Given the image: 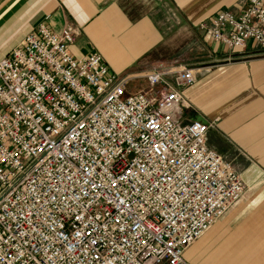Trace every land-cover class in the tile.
<instances>
[{
    "label": "built area",
    "instance_id": "1",
    "mask_svg": "<svg viewBox=\"0 0 264 264\" xmlns=\"http://www.w3.org/2000/svg\"><path fill=\"white\" fill-rule=\"evenodd\" d=\"M207 21L227 52L264 47V0ZM74 43L41 25L0 61V264H186L243 193L210 125L184 120L197 70L158 67L134 91Z\"/></svg>",
    "mask_w": 264,
    "mask_h": 264
},
{
    "label": "crops",
    "instance_id": "2",
    "mask_svg": "<svg viewBox=\"0 0 264 264\" xmlns=\"http://www.w3.org/2000/svg\"><path fill=\"white\" fill-rule=\"evenodd\" d=\"M122 1L0 0V61L41 25L56 34L66 24L82 32L70 47L74 57L96 52L92 43L96 46L103 27L109 26H118L120 31L130 27L132 30L126 33L132 41L130 50L142 52L143 43L160 39L143 28L151 24L150 16L144 14L130 22L120 7ZM163 1L173 10H186L177 23L193 26L196 31L201 21L222 11L230 12L227 9L238 16L246 5L239 6L241 0ZM223 51L228 55L213 60L214 64L194 67L195 83L182 90L187 105L184 120L211 125L208 146L231 163L245 192L195 244L185 249L183 259L186 264H264V47L248 42L242 52ZM98 54L116 72L104 55ZM158 67L170 65L153 68Z\"/></svg>",
    "mask_w": 264,
    "mask_h": 264
},
{
    "label": "rangeland",
    "instance_id": "3",
    "mask_svg": "<svg viewBox=\"0 0 264 264\" xmlns=\"http://www.w3.org/2000/svg\"><path fill=\"white\" fill-rule=\"evenodd\" d=\"M158 1L123 0L120 3L122 11L128 16L130 22L139 20V17L144 14L150 16L149 22L151 24L143 28L150 31L152 37H159L160 40L143 43L145 48L142 52L130 50L132 41L128 40L130 36L126 33L132 29L130 27L126 29V26L121 31L118 26H109L108 29L103 27L102 34L96 38V46L92 43L96 53L99 52L104 55L106 61L115 68L117 74L122 77H136L131 84L134 91L146 88L143 81L137 78L153 70V67L157 65L167 64L170 67H179L187 64L193 66L191 69H194V67L200 68L206 62H213L214 64L213 60L228 55L223 51L221 45L212 42L203 31L198 29V32L193 26L187 27L181 22L177 23L178 17L184 18L186 10L182 12L173 10L168 2ZM245 2L246 0H241L238 5H244ZM227 11L232 12V9H227ZM196 12L200 13L201 11ZM192 15L190 17H193ZM65 26H69L75 31L76 42L82 32L70 24ZM140 29L141 27H139ZM137 44L142 43L138 42ZM244 192L243 186L242 196L237 202L242 199ZM234 205L235 203L230 207Z\"/></svg>",
    "mask_w": 264,
    "mask_h": 264
}]
</instances>
